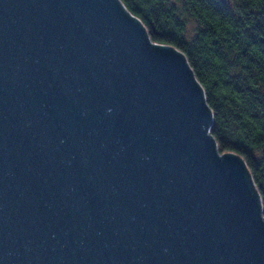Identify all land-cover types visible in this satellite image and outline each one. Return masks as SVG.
<instances>
[{"label":"water","instance_id":"water-1","mask_svg":"<svg viewBox=\"0 0 264 264\" xmlns=\"http://www.w3.org/2000/svg\"><path fill=\"white\" fill-rule=\"evenodd\" d=\"M212 122L119 0H0V264H264Z\"/></svg>","mask_w":264,"mask_h":264},{"label":"trees","instance_id":"trees-1","mask_svg":"<svg viewBox=\"0 0 264 264\" xmlns=\"http://www.w3.org/2000/svg\"><path fill=\"white\" fill-rule=\"evenodd\" d=\"M151 43L181 52L220 154L240 157L264 220V0H119Z\"/></svg>","mask_w":264,"mask_h":264},{"label":"rangeland","instance_id":"rangeland-1","mask_svg":"<svg viewBox=\"0 0 264 264\" xmlns=\"http://www.w3.org/2000/svg\"><path fill=\"white\" fill-rule=\"evenodd\" d=\"M142 29H143V33H144V36L146 37V41L148 42V40H147V32H146V30H145V28L142 26ZM153 47V46H152ZM205 99V98H204ZM206 103V102H205ZM207 106V105H206ZM209 129V128H208ZM250 175V174H249ZM248 175V179H251L250 181L248 180V182H250L249 184V188H250V191H251V194L253 195V196H255L256 197V199L257 198H259L260 196H259V194H258V191H257V189H256V187H255V185H254V183H253V180H252V178H251V176H249ZM250 177V178H249Z\"/></svg>","mask_w":264,"mask_h":264}]
</instances>
